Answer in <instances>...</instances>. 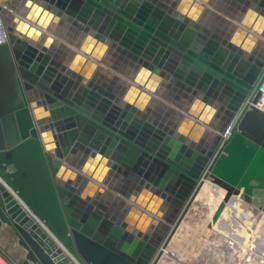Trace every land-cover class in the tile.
<instances>
[{"label":"water","instance_id":"water-1","mask_svg":"<svg viewBox=\"0 0 264 264\" xmlns=\"http://www.w3.org/2000/svg\"><path fill=\"white\" fill-rule=\"evenodd\" d=\"M0 4L9 34L0 45V179L79 263L158 264L206 169L225 191L214 220L233 196L252 204L255 190L264 191V111H241L250 90L254 103L264 93V50L255 55L264 43L250 33H260L257 23L243 21L242 36L212 39L196 0ZM246 4L264 16V0ZM66 19L88 33L68 41L74 48L47 33ZM111 50L180 85L210 113L189 105L195 119L170 126L151 117L144 89L132 97V86H101L89 77ZM118 173L129 179L126 191L114 182ZM3 225L25 251L21 264H74L0 184Z\"/></svg>","mask_w":264,"mask_h":264},{"label":"bare ground","instance_id":"bare-ground-1","mask_svg":"<svg viewBox=\"0 0 264 264\" xmlns=\"http://www.w3.org/2000/svg\"><path fill=\"white\" fill-rule=\"evenodd\" d=\"M196 1H197V3L204 5V10L202 11L203 15L211 12L210 10H212V9H209V6H212L210 1H208V2L207 1L204 2L203 0H196ZM198 19H200V18H198ZM251 20H252L251 22L258 23V20H256V16L254 17V19H251ZM239 24H240V26H234V29H233V30H237V28L240 29L237 33V37L242 36L241 35L242 30L241 29H245V26L242 25V22H240ZM201 25H203V24H201ZM250 33L252 35H256L258 38V41H262L264 43L263 39L261 38V37L264 38V34L256 33V31H254V30H251ZM87 36H88V33H86V37ZM250 41H251L250 39L247 40V43H250ZM241 42L243 43V41H241ZM88 44H90V41L88 42ZM257 46H258V43H256L254 45V47L249 49V51L247 49H245V50H247L248 53H251L254 50L256 51ZM116 53L118 54L121 52L117 51V50L109 51L106 58H105L106 60L98 63L99 67L95 69L94 74H92L89 78H94L101 83V82L107 81L108 78L112 77L113 78L112 80L116 81L117 87L118 86L120 87V88L118 87L117 89L118 90L124 89V93H127L129 88L132 86L134 88L131 92L132 97H133V93L136 91L135 89H137V91L140 88L144 89L146 94L152 95L151 96L152 98H151V100L148 101V105H147V106H149L148 107L149 110L151 109L152 106H155V105L165 107L166 109L171 111V113L174 114L176 116V118L179 119L178 121L183 120L184 117H188L190 119H195L194 115L190 114L189 111L186 110V107L189 105L190 106L193 105L194 110H197L199 112H204V116H206L210 113L211 107L205 106V103L200 98H195L193 101H191L187 98L188 102H185L183 104V106H182V104L181 105L175 104L181 111H176L175 109H172L171 107H169V105H166L165 103H163L160 100V98H166V96L164 95V91H163L164 86L166 84L172 82V81L170 79L168 80V79L162 78L159 74L152 72L151 70H149L144 65H140L137 68V67H135V64L134 65L132 64L133 65L132 70L130 67L127 66L126 69L128 71H126V70L119 71L120 74L124 75V77L117 75L116 73H114L113 71H111L109 69L111 67H114L111 61L114 60V58L112 57V54H116ZM259 53H260L259 51H256L255 55H257ZM121 54H123V53H121ZM260 54H262V53H260ZM124 55L128 58L127 62L129 64H131L130 61L133 62L132 58L128 54L124 53ZM138 74H139L140 79L136 81L135 77ZM141 80H143V81H141ZM148 81L150 82L149 83L150 85H153L157 82V84L159 86L158 93H157V91L152 93V91L149 87H144L143 83L148 82ZM136 93L137 94H135V96H136V98H138L139 92H136ZM254 94H255V89L250 90L247 99L244 100L243 104L241 105V111L244 108L251 109L252 106H255V107L261 106L262 108H264V93H263V99L259 105H256L252 100V97L254 96ZM143 98H144V96H141V99L139 101L141 102ZM152 110H153V108H152ZM262 111H264V110L262 109ZM171 120H173V119H171ZM186 124H187V121H186L185 125ZM200 124L202 126H204L208 130L209 133H212L215 135H217L219 133L218 131H216L215 127L204 123V121L200 122ZM218 125H220L219 122H217V126ZM228 135L229 134L225 135V137L227 138ZM199 140H200V138L197 140V142H199ZM206 174H208L207 169L205 170L202 177L200 178V180L198 181V183L194 187V190L196 188H198V191H197V194H196L193 202L191 204H189V199H187L185 201L183 209L188 207V210H187L186 214L183 216V218H181V221L179 222L175 231L176 232L178 230L181 231L180 227L186 226L183 223L187 217V213H189V211L191 210L193 203L196 200H198L200 197L207 195V197L209 199L210 207H209V211L207 212V215L205 216V218L207 219L206 223H205V227L207 228V230L205 231V234L207 236V239L211 240V242H212V243H209V245L215 244V246H218V247L219 246L225 247V252L227 251L228 254L230 255L228 258L229 260H231L230 263H233V264H241V263L242 264H252V263L256 262V264H264V212L261 211V209H260L259 212L254 213L250 209L251 203L247 202L244 198L241 199L240 197L241 196L243 197V195H237V196H233L230 199V202H225L224 208L222 209L221 213L219 214L217 219L214 220L213 218H214L215 211H216L217 207L219 206L220 202H222L224 200L225 191L223 189H221L217 184L213 183L211 178L206 177ZM214 198H217V203H216V201H214ZM173 226L174 225H172V227ZM190 233H192V232L190 231ZM173 236L174 235H172V237ZM47 237H49V236L47 235ZM172 237L169 239V243L171 245L173 244V240H171ZM169 243H168V245H169ZM59 248H61V247H59ZM167 248H165L163 255L166 253L167 254L166 256H169L170 259L180 260V258L178 257V255L176 253L170 252L169 250H167ZM62 254L65 257H68V255H66V253L63 252V250H62ZM217 257H219V256H217ZM74 264H76V263H74ZM192 264H209V263H208V261H206L204 259H200V260L198 259V260H195V262ZM213 264H215V263H213Z\"/></svg>","mask_w":264,"mask_h":264},{"label":"crops","instance_id":"crops-1","mask_svg":"<svg viewBox=\"0 0 264 264\" xmlns=\"http://www.w3.org/2000/svg\"><path fill=\"white\" fill-rule=\"evenodd\" d=\"M149 1L152 2L155 6H161V5L182 6L186 2V0H149ZM208 1H210L212 5L209 6V9L212 10H210L211 11L210 13L204 15L202 12H200V14L198 15V18H200L198 19V22L200 24H203L201 26L203 31L206 32L204 34L208 35L209 38L215 39L216 37H220V38L221 37L228 38L229 36L234 37L238 33V31L233 30L234 26H240L239 23L243 21H252L251 19H254L255 16H256V20H258L257 26L261 27V31L259 34H264V16L257 14V12L254 11L251 6L246 4V0H208ZM47 33L49 36L59 41H62V43L72 48L74 47L70 43H68V41L74 40L76 38H79L81 40H86V32L78 29L75 26L72 19L70 20L66 19L61 22L60 21L56 22L53 26L52 32H47ZM261 38L264 41V38L263 37ZM263 50H264V46L261 47L259 46L258 51L262 53ZM52 51L57 56L61 55L60 48H54L52 49ZM112 57L114 58V60H112L111 62L115 68L111 67L109 69L114 73H116L117 75L124 77V75L120 74L119 71H124V70L128 71L126 69L127 66L130 67L131 70L133 69L132 61H130L131 64H129L127 62L128 58L124 54L116 53V54H112ZM110 78H108L107 81L100 83V85L118 88L116 85V81L112 80L113 79L112 77ZM163 91L166 98H160V100L166 105H169V107H171L172 109H175L176 111H181V110L175 104L178 105L182 104L183 106L185 102H188L185 90L180 85L170 82L164 86ZM150 115L153 119H156L159 122L168 124L170 126H179L183 122V120L178 121L179 119L176 118V116L172 114L171 111L159 105H155L151 107ZM127 181H129V179L123 173H118V175L114 178V182L118 186V189L122 191L127 190L125 188L127 185Z\"/></svg>","mask_w":264,"mask_h":264},{"label":"rangeland","instance_id":"rangeland-1","mask_svg":"<svg viewBox=\"0 0 264 264\" xmlns=\"http://www.w3.org/2000/svg\"><path fill=\"white\" fill-rule=\"evenodd\" d=\"M204 196L200 197L193 203L192 208L189 213H187V217L183 223L186 226L180 227L181 231L178 230L177 232H174V236L171 239L173 240V244L171 245L169 243V245L167 246L168 248L166 247L170 252L176 253L180 260L170 259L169 256H166L167 254L165 253L160 258L158 264H192L195 262V260L198 259H204L208 261L209 264H233L230 263L231 260L228 259L230 255L227 251L225 252V247H218L215 246V244L209 245V243L212 242L211 240L207 239V236L205 234V231L207 230V228L205 227V223L207 220L205 216L209 211L210 204L207 195ZM240 198L242 199L243 197L241 196ZM214 201H216L217 203V198H214ZM263 206L264 191L262 189H256L254 193L253 203L251 204L250 209L254 213L259 212L260 209L264 212V209L262 208ZM190 231L192 233H190ZM0 246L17 262L21 263V261L24 259L25 251L18 244V237L16 236L13 227L3 225L0 228ZM252 264H256V262Z\"/></svg>","mask_w":264,"mask_h":264},{"label":"built area","instance_id":"built-area-1","mask_svg":"<svg viewBox=\"0 0 264 264\" xmlns=\"http://www.w3.org/2000/svg\"><path fill=\"white\" fill-rule=\"evenodd\" d=\"M1 6V4H0ZM9 39V34L7 27L5 25L2 13L0 11V45L7 42ZM263 99V94L259 98V100L255 103L256 105H259L260 102ZM258 107V106H256ZM259 109H263L261 106L258 107ZM0 184L4 185L6 189L10 192V194L16 199V201L21 205V207L26 211L27 215L34 220L36 224H38L46 233L49 237H51L54 242L61 247L64 253L68 255V258L70 259L71 262H74L76 264H81L79 263L74 257H72L67 250L58 242V240L55 238V236L47 229L45 226L44 222L41 221L36 215H34L25 205L24 203L17 197V194L13 192L1 179H0ZM0 264H21L20 262H17L12 256H10L1 246H0Z\"/></svg>","mask_w":264,"mask_h":264},{"label":"flooded vegetation","instance_id":"flooded-vegetation-1","mask_svg":"<svg viewBox=\"0 0 264 264\" xmlns=\"http://www.w3.org/2000/svg\"><path fill=\"white\" fill-rule=\"evenodd\" d=\"M262 208H264V206Z\"/></svg>","mask_w":264,"mask_h":264}]
</instances>
